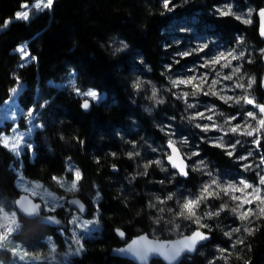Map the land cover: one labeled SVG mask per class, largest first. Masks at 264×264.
<instances>
[{
  "label": "trees",
  "instance_id": "16d2710c",
  "mask_svg": "<svg viewBox=\"0 0 264 264\" xmlns=\"http://www.w3.org/2000/svg\"><path fill=\"white\" fill-rule=\"evenodd\" d=\"M32 1L0 0V27L15 16L23 2ZM227 3L235 12L246 14L251 9L252 23L219 16L215 9ZM173 4L176 7L166 11L163 0H54L51 9L29 21L14 20L0 31V105L22 82L25 86L19 102L26 112L34 107L35 119L41 124L33 134V147L27 148L20 159L0 146V203L14 205L22 193L16 186L18 176L12 164L19 165L21 161L25 176L61 193L63 190L52 177L72 178L68 166L74 163L83 177L77 195L88 206L84 216L96 215L100 228L84 239L82 254L72 256L66 264H136L112 254L113 248L144 232L158 238H175L196 228L186 227L188 222L179 220V230L163 221L156 225L154 218L163 215L167 220L170 214L148 207L156 197L164 198L169 193L182 198L197 192L205 178L201 172L193 171L188 177L174 175L165 160L169 138L180 147L179 141L187 138L208 169L228 172L239 168L225 149L213 146L208 132L187 119L192 109L175 97L174 89L168 91L171 85L164 75L168 54L165 44L173 34L172 26L185 23L216 44L235 49L238 54L244 51L239 67L245 81L249 77L256 80L248 91L257 103L264 104V54L260 52L264 40L258 15L264 9V0H171L170 7ZM241 38L243 42L238 43ZM24 41H29V51L36 59L20 67L21 57L14 49ZM121 41L128 47L115 52ZM71 71L76 72V87L105 92L99 103L92 101L90 110L81 107L83 98L70 85L57 88L50 84L52 80L68 79ZM137 79L144 82L139 91L132 87ZM153 85L159 90L162 104L150 98ZM202 97L211 100L226 116L243 112V108L225 104L215 96ZM10 126V122L0 126V135ZM257 150L264 156V139ZM129 152L139 155L129 158ZM155 160L164 161L163 166L152 164L145 175L143 166ZM224 202L226 197L209 200L208 205L215 211ZM175 206L173 201L157 205L166 210ZM204 210L201 205V212ZM72 215L68 202L35 218L20 217L22 225L14 234L15 241L29 250H38L52 238L63 248V232L69 230ZM47 216H55L59 223L46 220ZM203 222L209 225L203 230L211 233V240L179 264H224L218 259L221 248L232 252L228 264H264V219L255 221L252 226L257 231L252 235L242 234L244 244L235 249L231 245L236 236L224 235L240 226L235 216L225 212ZM116 229L124 230L125 236H119ZM1 252L11 254L7 248Z\"/></svg>",
  "mask_w": 264,
  "mask_h": 264
},
{
  "label": "snow or ice",
  "instance_id": "6c2138e0",
  "mask_svg": "<svg viewBox=\"0 0 264 264\" xmlns=\"http://www.w3.org/2000/svg\"><path fill=\"white\" fill-rule=\"evenodd\" d=\"M54 0H34V2L29 6L28 3L21 5L22 11L15 13V20L28 21L30 19V12H42L45 9H51L53 7ZM171 0H163V8L166 11H172L176 5H171ZM216 13L221 17L232 16L236 20L241 21L244 24H251L252 20L250 19L252 15V10L249 9L246 14H237L233 11V6L231 3L224 4L221 7L215 9ZM260 17V35L264 36V9H261L258 12ZM248 18H245V17ZM12 23V20H5L3 23V28ZM242 38L238 40V43H242ZM128 45L121 41L120 47L115 49V52H120L124 48H127ZM209 48L208 43L199 45L194 49L187 51L178 52L175 55L184 58L194 53L204 52L205 49ZM21 54V59L25 62H31L36 59V57L31 56L30 52L27 50L26 45L20 46L16 50ZM261 54H264V49L260 50ZM207 55V54H206ZM245 56L244 51H240L239 54L236 53L235 49L229 50L228 52L219 51L210 57L203 59V62L199 65V68L207 69L208 71L199 72L198 69H190L193 72L192 75L187 76L186 78L170 79L171 87L168 91L173 89H187L182 90L179 93H174L178 99H181L185 102L188 109L197 108V104L188 103L189 96L197 97L199 95L204 96H215L219 100L223 101L228 105H251L254 109L258 111H246L243 114V123L233 124V121L241 119L240 114L237 113L235 116L226 117L223 120V124L217 123L215 117L217 115L223 116V113H218L215 105H209L204 111H197L194 114L187 117L189 121L202 120L206 123L195 124V127L201 128L205 133L210 131H219L222 133L217 137L212 143L214 147H219L225 149V154L228 156H233L236 148V144H239L240 141L236 140L235 143L226 144L224 142V136L229 133L236 134L239 136L253 137L252 143L259 148L261 140L264 139V104L256 103L255 99L248 94V90L252 88L253 84L256 83L254 77H249L247 83L240 82L244 79L243 76H240V67L232 66L233 60H240ZM30 58V59H29ZM175 63H179V60H174ZM25 64L22 63L20 67H24ZM217 66L220 69L230 68L231 74L222 75L220 71H217ZM171 65L166 66L170 68ZM72 78L69 80V85L72 87L75 94L83 98V103L81 107L87 110L90 107V101H99L102 99L100 93L94 89H88L87 91H82L80 88L75 86L74 72L71 74ZM212 77L211 79L209 77ZM19 81V77H16ZM224 81H233L231 88L228 85L224 84ZM151 84V82H148ZM144 82L137 79L132 87L139 91L142 89ZM64 85H61L63 87ZM264 86V83H262ZM21 86L18 84L17 87L12 88L10 91L13 94H16ZM235 89H243V93L239 96L236 95H227L228 91H235ZM159 90L153 85L151 88V99L154 100L157 104H162L164 101L158 98ZM224 93V94H222ZM45 104L48 102L45 101ZM44 105H41L43 107ZM34 109H29L27 115L32 117ZM225 126L227 129L225 130ZM15 131V129L13 130ZM163 131V129H162ZM25 134L16 135L14 137L0 135V146L8 149L10 152L19 155L20 145L23 142ZM170 137L173 135L169 134ZM182 145H187L188 141L183 139L179 141ZM177 142L169 138L167 142V147L169 149L168 153L165 154V160L168 165L174 169V175L181 177H188L189 172H201L204 175L208 176V180L200 185L197 192L190 193L188 195L182 196V198H177L176 193H169L164 198L156 197L154 202H150L148 207L154 208L158 213L163 214L167 211L170 214L169 219L165 220L163 215L157 216L154 218L153 223L156 225L161 224L163 221L166 225L170 226L173 230H179L180 225L176 223L179 221L188 222L187 226L196 225V228L191 231L189 235L183 236L182 239L171 242V243H162L159 241L149 240L146 235H142L137 239L133 240L131 244L127 246L125 251L132 253L140 260L144 261L147 257L156 253L162 255L169 264L172 261H175L181 253L184 251H195L198 244H202L203 241L208 240L210 237L201 229L209 228V225L205 224L203 221L205 219H211L213 217H219L221 213H231L235 218L240 222V226L230 229L225 232L224 235L231 238L234 235L236 239L233 241L231 248L235 249L238 245L244 244V239L242 234L246 233L247 235H252L257 228L252 225L255 221L264 219V175H260L258 182L256 184L249 183L246 180L240 179L238 181H229L221 180L218 175H215L211 170L208 169V166L203 160L195 162L194 167L189 169L186 164V160L191 159L192 156H199V152H192L190 156L181 155L180 149L176 146ZM30 147V145H29ZM252 153L249 152V156ZM115 156V153H112ZM129 158H133L139 153L129 152ZM248 157L240 156L238 159L247 160ZM152 164L162 167L164 161L155 160L149 161L143 167L145 169L144 174L147 175V169L152 166ZM261 164L264 165V156L261 157ZM115 167V165H113ZM245 169L249 168L250 165H243ZM69 171L73 173V179L71 182H66L60 177H52V179L61 187L65 188L68 192L78 191L79 181L83 178L82 173L78 169H74L70 166ZM163 183V181H161ZM20 184L23 187V190L26 194L22 196L19 200L15 201V204L18 206L20 212L27 216L38 215L41 210V205L33 203L30 199V196L40 195L41 191L44 195L51 198L53 206L48 208V211H55L56 206H59V201L62 198H56L52 193H49L44 186L32 182L29 183L24 181L22 178ZM41 190V191H38ZM99 193H97V198ZM224 197H227V202L221 203L219 207L213 211L208 205L209 200H221ZM168 201H173L175 203V208L157 207V205H166ZM47 203V201H45ZM72 203L79 204V201H73ZM201 205L204 206V211L201 212ZM255 205V207H253ZM80 209H83V205H80ZM46 220L59 223L55 216H47ZM71 223L78 225L82 228H87L92 221H83L79 222L77 218H73ZM21 227L16 211H6L3 204L0 203V248L6 246L8 238L12 235L13 232L17 231ZM116 232L119 236L123 237L125 233L120 229H116ZM75 234V233H74ZM75 243L78 245L76 248L77 252H80L83 249V244L79 239L75 240ZM14 256H18L21 260L31 259V260H40L42 259L41 253H29L28 251L16 246L11 249ZM220 257L224 261V264H228V260L232 256V252L229 249L221 248L219 249ZM55 245H52L49 251V257L54 258ZM237 258H240L237 254ZM214 264V262H211ZM248 264V262H245Z\"/></svg>",
  "mask_w": 264,
  "mask_h": 264
},
{
  "label": "rangeland",
  "instance_id": "374dc122",
  "mask_svg": "<svg viewBox=\"0 0 264 264\" xmlns=\"http://www.w3.org/2000/svg\"><path fill=\"white\" fill-rule=\"evenodd\" d=\"M33 2L34 1L23 2L22 4L28 3L29 6H31V4ZM22 10L23 9L20 8L18 11H22ZM45 10H48V9H45ZM239 12L240 11H238L236 13L243 15V13H239ZM38 13H40V12H38ZM38 13L35 12V10H33V12H30V19L33 16L37 15ZM245 18H248V17L246 16ZM10 19L12 21H14L15 16L12 18H9L7 20H10ZM4 29H6V28H3V26L0 27V31H2ZM171 32L173 34L170 37L169 42H167V44H165V46L168 50V54L166 56L167 59L164 61V66H165L164 75H165L168 82L170 81V79L186 78L187 76L192 75L193 72L190 71V69H198L197 74H199V72L208 71L207 69L199 68V65L203 62V59L210 57L211 55H213L219 51L228 52L229 50H232L230 48L223 47L221 44H216L215 40H212L209 37H205V36L198 34L195 27H191L185 23L180 24L179 27L176 25H173L171 28ZM178 33H183V34L186 33L187 35H182V34H178ZM204 43L209 44V48L205 49L204 52L194 53L193 55H190V56L184 57V58H180V57L175 55L178 52L194 49V48H196L199 45L204 44ZM24 45H26L27 50L29 51L27 41L21 42L14 49V51L17 52L16 51L17 48L20 46H24ZM17 53L21 57V54L19 52H17ZM30 54H31V52H30ZM176 59L179 60L178 64L174 62V60H176ZM32 62L33 61L25 63L22 59H20L18 65L20 66L22 63H24L25 65H28ZM168 65H171V67L166 68V66H168ZM232 66L233 67L239 66L238 60H233ZM217 71H220L222 73V75L231 74L230 68L220 69L219 66H217ZM73 72L75 74L74 79H75V83H76V72L71 71L68 79H65L63 81H53L52 80V81H50V84L54 85L57 88L67 87V85H69V80L72 78L71 74ZM239 75L245 77L244 74L242 73L241 68H240ZM209 78L211 79L212 77L210 76ZM240 82H243L245 84L247 83V81H245V79H243ZM223 83L228 85L229 88H231L233 81H224ZM18 84L21 86L19 88L18 92L16 94H13L11 92V96L3 104L0 105V126H5V125H7L8 122L11 123V126H10L8 131H2L1 132V135H4V136L14 137L16 135L25 134L23 142L20 145L19 155L13 153L16 158L20 159L22 153L27 148L33 147V142H32L33 134L37 128L41 127V124H40V122H38L35 119V115H36L35 111L33 112L32 117H29L27 115V112L21 106V104L19 102V96H20L21 92L23 91L25 85L22 82H20ZM169 84H170V82H169ZM61 85H64V86L61 87ZM88 89L96 90L95 88H87L85 90H83V89H81V90L87 91ZM182 90H187V89H174V92L179 93ZM96 91L98 93H100L102 99H104L105 92H101L99 90H96ZM243 91H244L243 89H235L234 92L228 91L226 94L239 96L243 93ZM222 94H224V93H222ZM248 94L250 95L249 91H248ZM202 96H204V95H199L197 97L189 96L188 103H190V104L195 103L198 105L197 108L192 109V114H194L197 111H204L209 105H215L214 103H212L211 100L208 101V99H206V100L202 99V98H204ZM175 97L177 98L176 95H175ZM102 99H100L99 101H94V102L99 103ZM259 104H262V103H259ZM231 106H235V107L238 106V107H240V109L243 108V112L239 113L241 119L233 121V124H236V123L242 124L243 123L242 117L246 111H258L256 109H254L253 106H251V105L241 104V105H231ZM215 107H216V105H215ZM30 109L35 110L34 107H31ZM216 109H217L218 113H223V111L220 108L216 107ZM235 115H237V114H235ZM235 115H232V116H235ZM226 117H229V116L217 115L215 117V119H216L217 123L223 124V120ZM196 122L200 123V124L206 123V121H202V120H196ZM21 123H25V126L23 127L21 125ZM14 129H15V131H13ZM226 129H227V126H225V130ZM208 134L210 135L212 142L217 137L222 135V133H220L219 131H210V132H208ZM183 139H186L188 141L187 145L181 144L182 145L181 150H182L184 155L190 156L192 152H199L197 150V148L195 146H193L187 138H183ZM236 140H239L240 143L236 144L235 152H234V155L232 157L235 160V162L237 163L239 168L237 170L228 171V172L227 171H218L215 169H209V170H211L215 175H218L221 180L238 181L240 179H243V180L248 181L249 183L256 184L258 182L259 176L264 175V165L261 164V157L263 155L258 153L259 151L257 150V147L252 143L253 137L239 136V135L232 134V133H229L228 135L224 136V142L226 144L235 143ZM29 145H30V147H29ZM249 152L252 153L250 156H249ZM240 156H246L248 158H247V160H240V159H238V157H240ZM188 160H189V162L191 161L190 165L192 168V167H194L195 162L202 160V159L200 158V156H192L191 159H188ZM245 164L250 165V167L245 169L243 167V165H245ZM12 166H13V168L16 171L17 176H18L17 181H16V186L20 191L24 192L23 187L20 184V180L22 178L24 181H27L29 183H32V182L39 183V184L44 186V189H46L49 193H52L56 198H62L59 201V206H56L55 209H58L59 207L66 205L71 197L77 195L78 191L68 192V191H66L65 188H61L59 186L63 190L61 193H59V192L53 191L52 189H50L48 186H46L41 181L29 179L23 173V169H22L23 163L21 161L19 162V165L12 164ZM70 166L74 169H78L74 165V163H70L68 166V170H69ZM60 178L64 179L66 182H71L73 179V177L69 178L68 176H63ZM208 179H209L208 176L205 175V178H204L202 183L206 182ZM38 191H41V190H38ZM188 194H190V193H188ZM188 194H186V195H188ZM33 197L40 199L45 206L46 212H50V211H48V208H51L53 206V203H52V200L50 197L44 195L42 193V191H41L40 195H36ZM45 201H47V203H45ZM3 206H4L6 211H9V212L16 211L18 221H19L20 225H22V222L20 220V215L17 212L16 206H15V201H14V205L11 204L9 206H7V205H3ZM253 207H255V205H253ZM71 210H72V208H71ZM74 217L77 218L79 222L92 221V223H90L87 228H82V227H79L78 225L71 223V221L73 220ZM20 228L17 231L13 232L12 235L8 238L6 246L3 248H0V264H66V261H68L72 256L82 254V252L85 250V246L83 243L84 239L87 236H90L94 231H98L100 228V225L97 221L96 215L89 218V217L84 216V214L79 212L78 210L73 209V215H72L71 220H70L69 230L67 232H63L64 247L61 248L59 246V244L56 243V241H54L52 238H48L47 243L44 246V248L38 249V250H29V249L25 248L21 242L15 241L14 234L17 233L20 230ZM76 239H79L80 242L83 244V249L80 252L76 251V248L78 247V245L75 243ZM52 245H55L54 258L49 257V255H48ZM16 246L28 251L29 253H41L42 259H40V260H31V259L21 260L18 256H14L12 254L11 249L13 247H16ZM4 248L9 249L11 251V254L9 255L5 252H1V250ZM151 264H163V263L161 261H154Z\"/></svg>",
  "mask_w": 264,
  "mask_h": 264
},
{
  "label": "water",
  "instance_id": "95a60500",
  "mask_svg": "<svg viewBox=\"0 0 264 264\" xmlns=\"http://www.w3.org/2000/svg\"><path fill=\"white\" fill-rule=\"evenodd\" d=\"M259 32H260V20H259ZM261 37L264 40V36H261ZM27 42L29 43V41H27ZM91 106H92V101H90V107L87 110H90ZM176 146L180 149L181 155H184L183 152H182V150H181V147L178 144H176ZM185 162L188 165V167L190 168V162H189V160H186ZM24 195H28V194H26L25 192H22L20 194V196L15 201L19 200ZM30 199L32 200L33 203L40 204L41 205V210H40V212H39L38 215H35V216H27V215L23 214L22 212H20L19 209H18V206L15 204L16 209H17V212L19 213V215L21 217H25V218H35V217L40 216L44 212H46L45 206H44V204H43V202L41 200H39L38 198H35L33 196H30ZM73 201H79V204L72 203ZM69 205H70V207L72 209H76V210H78L79 212H81L83 214H86L88 212V206H87V204L78 195L73 196V197H71L69 199ZM80 205H83V209L82 210L80 209ZM120 230L124 232V230H122V229H120ZM201 230L204 231L206 234H208L210 238L208 240H206V241H203L202 244H198L195 251H191V252L184 251L183 253H181V255L175 261H172L171 264H179L186 256H193V255H195L200 246L206 244L209 240H211V238H212L211 233H209V232H207V231H205L203 229H201ZM190 233H186V234H183V235L178 236V237H175V238H158V237L151 236L148 232H144L142 234H139V235L134 236L128 242H126L124 245L119 246V247H114L113 250H112V254L117 255V256H122V257L128 258V259L134 261L136 264H151L153 261H161L163 264H169V261H167L162 255H159V254H156V253L150 254L147 257L146 260L142 261L138 257H136L135 255H133L132 253H128V252L121 251V250L122 249H126L127 246L129 244H131L133 240L137 239L138 237H140L142 235H146L148 237V239L149 240H152V241H159V242H162V243H171V242H175V241H178V240L182 239L183 236L189 235Z\"/></svg>",
  "mask_w": 264,
  "mask_h": 264
},
{
  "label": "bare ground",
  "instance_id": "6f19581e",
  "mask_svg": "<svg viewBox=\"0 0 264 264\" xmlns=\"http://www.w3.org/2000/svg\"><path fill=\"white\" fill-rule=\"evenodd\" d=\"M127 242V241H126Z\"/></svg>",
  "mask_w": 264,
  "mask_h": 264
}]
</instances>
